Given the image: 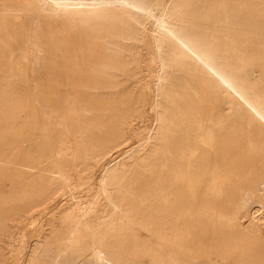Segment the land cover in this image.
<instances>
[{
	"label": "bare ground",
	"instance_id": "6f19581e",
	"mask_svg": "<svg viewBox=\"0 0 264 264\" xmlns=\"http://www.w3.org/2000/svg\"><path fill=\"white\" fill-rule=\"evenodd\" d=\"M0 98V264H264V0H0Z\"/></svg>",
	"mask_w": 264,
	"mask_h": 264
},
{
	"label": "rangeland",
	"instance_id": "374dc122",
	"mask_svg": "<svg viewBox=\"0 0 264 264\" xmlns=\"http://www.w3.org/2000/svg\"><path fill=\"white\" fill-rule=\"evenodd\" d=\"M0 101H1V98H0ZM150 110V111H149ZM152 109H148V111H147V127L149 126L148 124H150V126H151V124L153 123V121H154V119H155V115L152 113ZM154 116H153V115ZM153 120V121H152ZM150 121L152 122V123H150ZM0 129H1V121H0ZM138 137H136V136H133L131 139H130V143H136L137 142V139ZM120 149H123V148H120ZM116 151L117 152H119L120 150L119 149H116ZM15 224L17 223V222H14ZM16 227H17V224L16 225H14L13 227H12V231H13V233L15 234V230H16ZM2 245H4V243H2ZM6 245V244H5ZM8 256H10L9 254H7L6 255V257H8ZM15 261H16V259H13V261L10 263V264H15ZM4 264H7V260L5 259L4 260Z\"/></svg>",
	"mask_w": 264,
	"mask_h": 264
}]
</instances>
